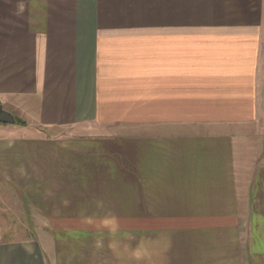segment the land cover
Segmentation results:
<instances>
[{
    "label": "crops",
    "instance_id": "1",
    "mask_svg": "<svg viewBox=\"0 0 264 264\" xmlns=\"http://www.w3.org/2000/svg\"><path fill=\"white\" fill-rule=\"evenodd\" d=\"M0 107L14 185L143 218L145 241L111 264H264V0H0ZM77 126L86 145H46ZM36 186L25 198L50 217ZM1 223L0 264H48Z\"/></svg>",
    "mask_w": 264,
    "mask_h": 264
},
{
    "label": "rangeland",
    "instance_id": "2",
    "mask_svg": "<svg viewBox=\"0 0 264 264\" xmlns=\"http://www.w3.org/2000/svg\"><path fill=\"white\" fill-rule=\"evenodd\" d=\"M190 3L191 0H188L189 6ZM155 6L156 4L153 5V7ZM151 11L152 15H159L157 9H151ZM81 128L82 126L69 128L72 135L67 133L68 131H62L59 133L60 135L52 137L55 142L46 143V145L51 147L55 145L61 148L68 145H86L87 143L83 142H72L89 139L86 136L90 134L80 135L83 133L82 131H78L79 134H75V131ZM90 128L92 129V125ZM109 128H101L102 133ZM261 128L263 127L261 126ZM52 151L55 150L53 149ZM56 153L58 154L59 152ZM121 156L123 155L121 154ZM23 168H27L31 173L35 170L28 162H25L24 167L23 165L18 167L17 172L22 173ZM76 171L78 170L75 169ZM10 173H15V171L11 170ZM53 174H56L55 170ZM28 177V183L32 180H36V183L39 181L37 178L31 179V175ZM53 178L59 179L57 175L51 177L52 180ZM14 181L15 179H10L3 175L0 169L1 225L3 227L7 226L9 228L8 231L12 232V234L7 235L9 237L22 240L33 239L43 243L48 256V264H95V260L101 258L104 253L107 255L104 259L102 258L105 262H110L112 259L118 260L119 258L120 261L125 257L123 255L129 252L126 248L132 247L126 246V244L134 243L135 247H137V244L145 241L143 232L144 220L142 217L128 216L129 203L126 200L119 203L110 200L104 203L82 202V206L87 204L89 207L86 209L83 207L74 208L77 205L71 201H57L59 195L55 196L57 191L54 190L60 188V194L65 191V185L59 182L52 181L53 185L46 187L45 185L31 186V184H20L19 186L14 185ZM33 186H36L34 188L37 190L34 191L36 200L45 206L52 205L55 207L53 211L49 212L50 217L46 216V209L42 212L34 203H31L32 201L26 200V191ZM66 188L68 187L66 186ZM123 188L126 189V187ZM50 193L52 194L50 195ZM50 200H53V202H50ZM250 205H252L251 202H242L243 212L249 213L248 218L242 217L244 225L245 221H247L245 225L246 231L241 234L245 240L249 239L250 233L254 230L251 228L252 211L250 212ZM140 211H137V214ZM164 236L152 234V240H163ZM260 238H262L261 234ZM255 242H259L258 236ZM249 243L250 240L242 251L245 259L250 260L252 251ZM134 252L141 253L143 250H135ZM255 253L257 257H261L264 253V248L261 246ZM103 260L100 259V263H104Z\"/></svg>",
    "mask_w": 264,
    "mask_h": 264
},
{
    "label": "water",
    "instance_id": "3",
    "mask_svg": "<svg viewBox=\"0 0 264 264\" xmlns=\"http://www.w3.org/2000/svg\"><path fill=\"white\" fill-rule=\"evenodd\" d=\"M0 122L2 123H15L16 119L9 111L0 107Z\"/></svg>",
    "mask_w": 264,
    "mask_h": 264
},
{
    "label": "trees",
    "instance_id": "4",
    "mask_svg": "<svg viewBox=\"0 0 264 264\" xmlns=\"http://www.w3.org/2000/svg\"><path fill=\"white\" fill-rule=\"evenodd\" d=\"M19 124H21V125H26V123H25V122H23V121H20V120H19Z\"/></svg>",
    "mask_w": 264,
    "mask_h": 264
}]
</instances>
